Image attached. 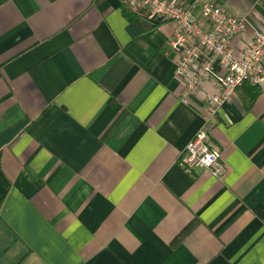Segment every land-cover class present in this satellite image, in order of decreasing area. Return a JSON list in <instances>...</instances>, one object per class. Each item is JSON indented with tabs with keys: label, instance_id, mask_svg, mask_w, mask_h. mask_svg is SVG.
Instances as JSON below:
<instances>
[{
	"label": "crops",
	"instance_id": "obj_1",
	"mask_svg": "<svg viewBox=\"0 0 264 264\" xmlns=\"http://www.w3.org/2000/svg\"><path fill=\"white\" fill-rule=\"evenodd\" d=\"M173 36L124 0H0V264H264V89L210 121L225 176L184 171L216 87L182 100Z\"/></svg>",
	"mask_w": 264,
	"mask_h": 264
},
{
	"label": "built area",
	"instance_id": "obj_2",
	"mask_svg": "<svg viewBox=\"0 0 264 264\" xmlns=\"http://www.w3.org/2000/svg\"><path fill=\"white\" fill-rule=\"evenodd\" d=\"M124 1L150 22L173 23L171 47L177 56L175 73L184 102H190V95L199 92L206 81L216 87L206 99L207 122L189 141L178 164L188 173L205 167L223 178L226 164L210 146V121L225 103L238 98L243 85L264 89V20L251 14L239 16L212 0L202 4L199 14L196 5L186 6L179 0Z\"/></svg>",
	"mask_w": 264,
	"mask_h": 264
},
{
	"label": "trees",
	"instance_id": "obj_3",
	"mask_svg": "<svg viewBox=\"0 0 264 264\" xmlns=\"http://www.w3.org/2000/svg\"><path fill=\"white\" fill-rule=\"evenodd\" d=\"M248 84V83H247ZM246 85V84H245Z\"/></svg>",
	"mask_w": 264,
	"mask_h": 264
}]
</instances>
